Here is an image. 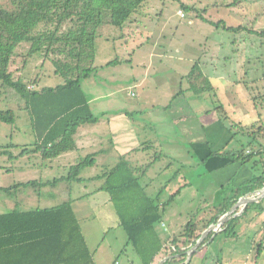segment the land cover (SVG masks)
Listing matches in <instances>:
<instances>
[{
  "label": "rangeland",
  "instance_id": "rangeland-1",
  "mask_svg": "<svg viewBox=\"0 0 264 264\" xmlns=\"http://www.w3.org/2000/svg\"><path fill=\"white\" fill-rule=\"evenodd\" d=\"M220 23L244 30L229 32ZM263 30L264 0H146L123 30L115 27L99 30L95 42V66L99 69L95 72L103 71L94 72L82 82V87L87 97L98 96L92 103L96 114L106 112L108 106L141 111L142 117H134L135 125L155 147L154 151L128 157L134 177L145 187L148 196L159 198L160 203L168 202L180 189L174 201L166 205L163 222L156 225L163 243L182 232L189 221L207 219L211 208L223 203L240 185L234 165L218 175L213 172L214 166H209L217 160L208 155L212 151L239 150L236 141L227 145L232 136L229 126L238 123L249 126L257 119L249 94L237 82L247 78L251 81L264 73V38L257 34ZM29 46L23 42L16 48L12 70H19L18 76L25 83L38 80V91L61 85L63 81L54 74L51 63L43 61L41 56L35 55L24 62ZM115 60L120 65L105 67L106 62ZM196 62L204 74L215 78L209 84L212 88L205 86L198 94L196 80L187 78ZM180 90L181 96L172 99ZM12 94L15 97L13 92L4 94L0 85V110H14L18 118L13 126L0 123V147L10 153L0 156V164L7 162L9 167L15 161L10 157L18 156L22 149L28 154L15 158L19 162L41 163L44 159L40 154L32 152L35 141L23 103L11 100ZM179 116L185 119L177 121ZM95 128L101 138L103 131L100 132V126ZM238 132L234 126L233 134ZM157 134L161 142L156 139ZM236 139L242 140L240 134ZM15 145L21 147L16 149ZM103 148L107 150L101 160L103 164L86 167L79 180H58L56 186L71 187L76 218L95 264H142L132 247L126 246V234L118 225L115 202L102 190L106 180L103 173L113 170L120 159L108 146ZM155 151L162 153L160 159L155 158ZM78 158L73 164L85 159L84 155ZM58 159L50 168L44 164L28 170L32 179H17L16 173L13 176L4 173L7 179H3V187L7 189L1 190L0 198L19 201L24 195L20 192L22 186L19 184L18 190L13 186L26 181L41 185L45 179H39L40 173L43 177L50 175L52 182L53 178H67L68 169L60 167L61 158ZM28 188L32 191L30 205H21L18 211L49 206L37 196L34 186ZM58 202L61 204L63 200ZM242 211L239 207L232 214L238 216ZM254 211L248 213V219L253 218L252 225L242 223L236 230L240 235L238 240L224 241L221 234L213 235L215 241L207 242L188 263L203 264L205 260V264H253L257 252L251 251V243L258 244L264 237V213L256 217ZM229 247L231 251L225 252ZM221 249H224L222 254ZM256 264H264V252Z\"/></svg>",
  "mask_w": 264,
  "mask_h": 264
},
{
  "label": "trees",
  "instance_id": "trees-1",
  "mask_svg": "<svg viewBox=\"0 0 264 264\" xmlns=\"http://www.w3.org/2000/svg\"><path fill=\"white\" fill-rule=\"evenodd\" d=\"M145 1L4 0L0 3V85L4 94H15V97L11 95V100L17 99V102L23 103L30 130L35 138V149L32 152L40 154L42 159L52 160L74 151V135L77 129L82 125L97 122L82 88V82L97 70L95 42L99 30L108 27L123 30L131 16ZM220 24L229 32L244 30L243 27L232 28L224 23ZM257 34L264 38V30ZM23 42L30 45L24 62L35 55L41 56L43 61L51 63L54 74L63 81L61 85L45 87L38 91V80L25 83L18 76L19 70H12L13 54ZM117 63V60L111 61L106 66ZM200 67V63L196 62L187 75V78L193 77L196 80L197 88L199 87L195 90L196 94L204 91L205 86L212 88L209 84L215 79H210L209 73L204 74ZM237 83L242 84L249 94L257 119L249 126L235 124L239 130L236 134H233L234 126H229L232 136L227 145L236 141L239 150L221 153L212 151L209 156L227 158L233 163L246 166L251 178L235 187L231 196L225 198L223 203L211 208L207 219L197 221L195 218L189 221L182 232L168 237L167 242L163 243L156 225L163 222L166 205L174 201L180 189L175 191L166 203H160L159 198H151L145 187L134 177L125 156L121 157L119 163L108 173L102 190L115 202L118 225L126 234V246L132 247L142 264H156L162 258H171L164 264H184V253L195 246L210 225L216 224L240 198L264 188V73L258 74V77L251 81L247 78ZM181 94L180 90L176 97ZM17 119L14 110H0V123L13 126ZM238 134L244 142L236 139ZM142 146V150L147 152L154 151L155 147L151 143H143ZM20 147L15 145L16 149ZM157 152L155 158L160 159L162 153ZM25 154H28V151L22 149L18 156L10 158L15 159ZM7 155H10L7 148L0 147V156ZM93 161V157H88L72 166L70 170L75 174L74 177L77 178L80 171ZM37 184L39 183L29 182L19 186ZM263 202L264 198L247 206L238 216H234V213L218 234L223 236L224 241L237 239L240 235L236 230L240 225H250L253 222L252 217L248 219L251 210H255L256 217L264 213ZM213 235V232L208 233L200 242L197 251L207 242H214ZM251 251L257 252L254 261L256 264L264 252V237L258 244L251 243ZM0 264L95 263L71 203L64 202L52 208L24 212L17 210L1 214Z\"/></svg>",
  "mask_w": 264,
  "mask_h": 264
},
{
  "label": "crops",
  "instance_id": "crops-1",
  "mask_svg": "<svg viewBox=\"0 0 264 264\" xmlns=\"http://www.w3.org/2000/svg\"><path fill=\"white\" fill-rule=\"evenodd\" d=\"M95 61H96V56H95ZM109 62L110 61L106 62V64H105L106 68H114V67L120 65V63H117L116 65H113V66H106ZM95 67L97 69H99L97 66H95ZM102 71H103V69L95 72V74H98L99 72H102ZM180 96L172 97V99L175 100V99L179 98ZM97 98H98V96L87 97L90 109H91L93 115L95 116V118L97 119V122L95 124L82 125L77 129V132L74 135V143H75V147H76V149L74 151L64 153V154L60 155L59 157L55 158L54 161L42 160L41 163L38 161L33 163L29 160L19 162V159H13L15 161H11V165L9 167H6L8 165L7 162H3L2 164H0V181L2 179V182H0V188L1 189H7V188L3 187V179H7V178H5L4 173L11 174L12 176L16 173L17 179H32V177H31L32 175H30L29 172H27L28 170H30L33 167H39V166L42 167L44 164H48L46 167L50 168L53 165V162H58L57 160H60L58 158H61V163H59V166L65 168V169H68L67 178H64V177H62L60 179H54L53 178V182H52L50 175L48 177H45V176L43 177V176H41V173H40L39 179H45V180L43 181V183H41V185H40V183L37 184L36 186L34 185V187L36 188L35 192L37 193L38 197L44 199L45 204H49V206L47 205V207H45V208H52L53 206H50V205H53L54 203L55 204L59 203L58 201L63 200V202H61V204L64 202L71 203L72 209H73L74 214H75V207H74L75 204L73 202L74 200L72 201L73 198L72 199L70 198V194L72 193L71 187H64L63 188L60 186H56V183H58V180L59 181L67 180L70 182L73 179H77L79 177V175L81 174V172L84 169L80 171L77 178L74 177L75 174H73L70 170L72 166L77 165V164H73V163L76 159H80L78 157H80L81 155H84L85 159L88 157H93L94 161L92 163H89L90 165L87 166V167L92 168L94 166H97V164H99V165L103 164L101 160H103V158L106 156V153H107V150L103 148V145L108 146L110 148V151L114 152L115 155L117 156V158L118 157L121 158V157L125 156L128 159V157L129 158L130 157H132V158L136 157L141 152H147L146 150H142V147H143L142 145H143V143H150V142H147L148 140L146 138L142 137L141 132L139 130V127L137 125H135V121H134V117H139V116L142 117L141 111H139L136 108L129 109V107H126V106H119V108H117V106L115 108H111L110 106H108L105 108L106 112L100 111V114H96L92 108V103L95 100H97ZM172 99H170V100H172ZM182 119H185L184 116H179L177 118V121L178 120L181 121ZM101 120H103L102 123H100ZM97 126H100V132L103 131V132H101V138L98 134L97 128H95ZM203 126L205 128L204 124H203ZM156 139L160 140V142H161V139L158 136V134L156 135ZM34 140H35V138H34ZM159 146H162V143H160ZM199 151H200V153H202V150H199ZM209 155H210V153H209ZM209 155H208V157H209ZM69 156H71L70 159H68ZM209 158L217 160L216 162H218V163L215 162L214 165L209 163V166L210 167L214 166L213 169H215V170H213V172H215L218 175L227 166L230 167V166L234 165L236 168L234 173L238 177V180H237L238 185L239 184L241 185V184L247 182L251 178V173H250L249 169L246 166L241 165L240 163H233L230 159L221 158V157H209ZM119 161H120V159L118 158V163H119ZM202 162L205 163V156L202 157ZM230 168H232V167H230ZM23 169H25V170H23ZM107 175H108L107 172L103 173L102 178L107 179V178H105V177H107ZM63 178H64V180H63ZM85 179H91V178L85 177ZM26 183H29V181L16 182V185H14L13 187L16 188L15 190H18L19 188H17V185L26 184ZM28 187L29 186L20 187L21 188L20 192L23 191V193H24V195H22V198L19 200L20 202L19 201H12L11 199H8L6 197H4V200H2L0 198V215L10 213L12 211H17V208L21 205H23L25 207L27 206V204L30 205V201H31V199H30L31 194L30 193L32 191ZM37 189H39V190L37 191ZM0 192H1V190H0ZM5 192L7 193V190ZM66 197H67V200H66ZM58 205H60V203ZM45 208H43V209H45ZM38 209H40V208H38ZM21 211H23V210H21ZM250 225H252V223ZM207 235L208 234L204 235L203 239H205L207 237ZM235 240H238V238ZM250 249H251V246H250ZM223 251H224V249H221L220 253L222 254ZM229 251H231L230 247L225 252L229 253ZM163 259H165V258L160 259L157 263H159ZM203 264H205V260H204Z\"/></svg>",
  "mask_w": 264,
  "mask_h": 264
},
{
  "label": "water",
  "instance_id": "water-1",
  "mask_svg": "<svg viewBox=\"0 0 264 264\" xmlns=\"http://www.w3.org/2000/svg\"><path fill=\"white\" fill-rule=\"evenodd\" d=\"M264 198V188L255 192L253 196L249 197H242L239 199V201L233 205L220 219L216 224H212L208 227V229L205 230V232L202 234V236L200 237V239L197 241V243L195 244V246L193 248H191L189 251H187L186 253H184V256L186 257V262L192 257V255L194 253L197 252V249L200 245V242L202 241L204 235L213 232L214 235L218 234L220 231H222V226L229 220V218L231 216H233V212L235 211L236 208L242 207L243 210L252 204L258 203L259 201H261ZM247 199H251V201L249 203L246 204H242L243 200H247ZM236 216V215H234ZM167 259H171V258H165L162 261H160L157 264H164V262Z\"/></svg>",
  "mask_w": 264,
  "mask_h": 264
},
{
  "label": "bare ground",
  "instance_id": "bare-ground-1",
  "mask_svg": "<svg viewBox=\"0 0 264 264\" xmlns=\"http://www.w3.org/2000/svg\"><path fill=\"white\" fill-rule=\"evenodd\" d=\"M250 201H251V199L243 200V201H242V204L249 203Z\"/></svg>",
  "mask_w": 264,
  "mask_h": 264
},
{
  "label": "built area",
  "instance_id": "built-area-1",
  "mask_svg": "<svg viewBox=\"0 0 264 264\" xmlns=\"http://www.w3.org/2000/svg\"><path fill=\"white\" fill-rule=\"evenodd\" d=\"M221 232V231H220ZM188 263V261L187 262H185L184 264H187Z\"/></svg>",
  "mask_w": 264,
  "mask_h": 264
}]
</instances>
